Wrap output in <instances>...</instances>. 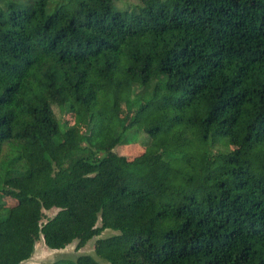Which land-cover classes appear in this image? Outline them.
Returning <instances> with one entry per match:
<instances>
[{
	"label": "trees",
	"instance_id": "1",
	"mask_svg": "<svg viewBox=\"0 0 264 264\" xmlns=\"http://www.w3.org/2000/svg\"><path fill=\"white\" fill-rule=\"evenodd\" d=\"M115 1L0 0V264H264V0Z\"/></svg>",
	"mask_w": 264,
	"mask_h": 264
},
{
	"label": "rangeland",
	"instance_id": "2",
	"mask_svg": "<svg viewBox=\"0 0 264 264\" xmlns=\"http://www.w3.org/2000/svg\"><path fill=\"white\" fill-rule=\"evenodd\" d=\"M116 7L117 8H131L132 6L140 3V0H116ZM125 93H122L120 98V113L123 115L124 113V98ZM55 112L58 116V119L62 122H66V125L73 126L75 124L74 116L71 113L67 112H59V109L55 108ZM80 132L85 130L84 126H79L77 128ZM149 139L147 137L146 132L143 129H140L136 126L127 129L124 134L122 135V142L114 149L115 151L120 154L126 156L128 159L133 158L139 154H146L147 156L150 155L148 152L147 144ZM231 146L235 147L237 144L231 141ZM11 153L8 147H4L2 155L0 157V172H4L3 170L6 168V164L8 158L10 157ZM11 167V166H10ZM2 174V173H1ZM15 204V200L10 197H2L0 199V209H4L6 207H10ZM57 211L56 208H51L49 210H45L44 214L45 217L42 219L45 220L47 217H50L55 214ZM99 224V222L97 223ZM117 233L112 229H104L99 235L93 236L89 239L86 244L79 248L78 250L75 249V242L68 244L63 249H51L47 247L42 238L37 240L35 244V249L33 254L27 260L20 262L19 264H51L53 261L56 260H65V259H74L75 256L78 254H92L94 255V246L95 242L99 238H104L110 236L112 234Z\"/></svg>",
	"mask_w": 264,
	"mask_h": 264
}]
</instances>
